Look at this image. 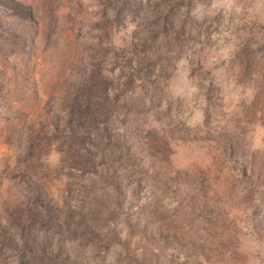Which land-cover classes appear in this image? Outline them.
<instances>
[{
    "label": "rangeland",
    "instance_id": "obj_1",
    "mask_svg": "<svg viewBox=\"0 0 264 264\" xmlns=\"http://www.w3.org/2000/svg\"><path fill=\"white\" fill-rule=\"evenodd\" d=\"M0 264H264V0H0Z\"/></svg>",
    "mask_w": 264,
    "mask_h": 264
}]
</instances>
